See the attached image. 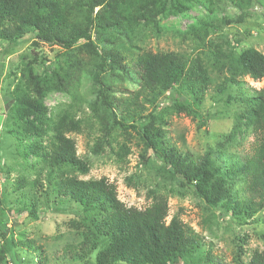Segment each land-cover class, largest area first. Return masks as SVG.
<instances>
[{
  "label": "trees",
  "instance_id": "obj_1",
  "mask_svg": "<svg viewBox=\"0 0 264 264\" xmlns=\"http://www.w3.org/2000/svg\"><path fill=\"white\" fill-rule=\"evenodd\" d=\"M189 9L184 0H0V41L6 43L5 51L10 55L32 34L43 43L59 46L69 58L81 43L90 49L93 66L101 68V72H125L129 68L127 56L117 49L101 51L94 40L96 34L112 36L127 31L134 39L142 28L155 36L160 31L156 17ZM214 28L201 22L191 27L189 34L204 48ZM127 48L130 55L134 49L138 53L134 61L138 91L113 100L110 86L101 80V72H92L100 86L92 108L98 110L101 105L105 109L98 115L100 137L91 152L105 153L106 146H110L106 139L114 130L128 136V131L133 130L144 153L151 152L170 179H181L184 186L195 185L196 197L209 208L220 209L241 224L255 219L264 210V88L247 90L242 79H264V54L255 49L237 52L233 45L224 51L211 50L205 57L180 52L154 53L132 42ZM22 78L24 85L15 87L8 102L6 134L18 143L16 155L25 161L32 157L41 167L37 178L28 183L29 188L39 192L46 182V198L51 192L78 208V220L73 222L77 229L72 226L74 241L65 248L72 263H214L203 250L202 238L190 226L178 216L167 222L170 214L166 197H156L145 209L127 207L119 200L116 185L107 178L81 179V175L90 173L91 167L88 160L78 155L71 137L88 127L79 117L80 99L74 96L68 108L49 115L46 98L55 91H65L63 78L55 71L35 73L29 66L22 69ZM176 88L192 101L189 106L184 100L176 104L189 116H199L200 105L213 90L216 101L244 109L226 141L197 159L166 144V132L161 126L168 123L163 116L153 113ZM242 128L255 136L253 151L244 158L230 153L226 147L227 143L233 144ZM91 129L95 130V126ZM25 142L22 150L18 149ZM118 148L116 155L123 162L131 150L126 144ZM26 183L20 179L17 189ZM23 207L33 219L37 218L35 200ZM0 241V264H4L6 257L13 264H28L27 259L16 260L20 244L32 253H43V248L33 242L16 243L1 228ZM43 259V264H48V259ZM241 264H264V251H254L249 261Z\"/></svg>",
  "mask_w": 264,
  "mask_h": 264
},
{
  "label": "rangeland",
  "instance_id": "obj_2",
  "mask_svg": "<svg viewBox=\"0 0 264 264\" xmlns=\"http://www.w3.org/2000/svg\"><path fill=\"white\" fill-rule=\"evenodd\" d=\"M184 3L190 6L186 12L156 17L160 31L155 36L142 28L134 39L127 31L112 36L95 35V43L101 51L117 49L127 56L125 62L129 68L125 72L121 69L101 72V68L93 66L90 49L81 43L69 58L59 46L43 43L32 34L25 37L10 55L6 54V43L0 41V228L16 243L30 241L43 248V253H32L20 244L16 260L27 259L28 264H43L46 257L48 264H77L70 261L65 248L74 241L72 226L78 220V208L51 192L46 198L43 194L48 190L46 182L42 183L43 189L38 188L39 192L29 188L28 183L37 178L41 167L34 163L32 157L25 161L16 155L18 143L6 134L9 129L6 124L8 102L15 87L24 85L22 69L28 66L35 73L55 71L63 78L65 91H55L46 98L49 115L68 108L74 96L80 99L79 117L88 123V127H84L82 134H71V137L76 142L78 155L88 160L91 167L90 173L81 175V179L107 178L116 185L119 200L127 207L145 209L156 197H166L170 214L167 222L178 216L190 226L202 238L203 250L214 259L213 264L245 263L254 251H264V210L255 219L241 224L232 221L220 209L209 208L196 197L195 185L184 186L181 179H170L162 171L161 163L152 158V153H144L143 145L133 130L128 131L131 136L114 130L106 139L112 147L106 146L105 153L101 155L91 152L100 137L98 115L105 109L101 105L98 110L92 108L100 87L92 72H101V80L110 86L113 100L138 91L139 80L134 68L138 53L134 49L133 55L128 54L129 43L154 53L180 52L193 57H205L216 49L224 51L228 45H233L237 52L255 49L264 54V0H184ZM201 22L215 27L204 48L189 34V29ZM242 80L247 90L264 88V79L255 81L245 77ZM214 94L213 90L205 97L199 116H189L176 106L183 100L186 106L192 102L183 90L176 88L166 95L153 113L163 116L168 123L161 126L166 132L167 145L177 148L182 155L197 159L226 141L238 123L237 116L244 109L234 103L218 102ZM92 125L95 130L91 129ZM254 143L255 136L242 128L233 144L227 143L226 147L230 153L244 158L252 153ZM121 144L128 145L131 150L123 162L116 155ZM25 145L26 142L18 149L22 150ZM20 179L27 183L17 189ZM34 200L36 219L23 207ZM4 264L13 263L6 257Z\"/></svg>",
  "mask_w": 264,
  "mask_h": 264
}]
</instances>
